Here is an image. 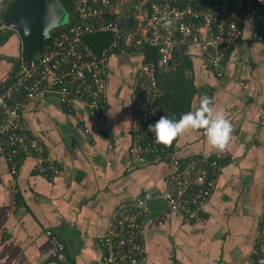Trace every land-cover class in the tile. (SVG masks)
Returning <instances> with one entry per match:
<instances>
[{"label":"crops","instance_id":"0c3cea01","mask_svg":"<svg viewBox=\"0 0 264 264\" xmlns=\"http://www.w3.org/2000/svg\"><path fill=\"white\" fill-rule=\"evenodd\" d=\"M184 53L179 66L190 90L196 91L190 111L207 94L232 122L234 139L217 152L203 130L189 131L176 139L171 153L157 144L156 153L148 155L151 161L170 154L204 157L217 160L221 169L199 219L189 221L167 209L149 214L142 232L146 263L254 264L250 251L264 238V47L252 39L247 21L220 80L205 66L198 47ZM20 55V41L13 34L0 46V83L12 71L7 59ZM140 60L122 55L109 59L108 111L102 125L77 101L71 111L47 94L26 104L22 122L27 136L39 142L40 157L52 161L58 173L48 178L36 172L34 158L23 159L16 179L19 201L13 205L7 164L0 156V264H63L52 257L54 243L45 230L64 244L71 263H90L100 256L95 241L105 234L119 203L166 188L169 164L164 159L146 167L130 159V150L148 128L132 107Z\"/></svg>","mask_w":264,"mask_h":264},{"label":"built area","instance_id":"2783aa9c","mask_svg":"<svg viewBox=\"0 0 264 264\" xmlns=\"http://www.w3.org/2000/svg\"><path fill=\"white\" fill-rule=\"evenodd\" d=\"M11 2L0 0V37L8 29L3 14ZM73 4L74 17L67 28L53 31L43 52L23 62L16 80L0 93V156L7 164L13 205L18 201L16 176L23 159L34 158L35 170L48 178L58 173L52 161L40 157L39 142L27 136L22 122L26 103L37 95L56 96L69 111L77 101L102 125L108 111L109 59L122 55L142 60L151 50L155 58L140 60L136 73L135 89L142 96L135 95L132 101L136 117L150 125L160 117L156 101L162 93L157 75L168 68L175 53L198 47L205 66L220 80L226 74L232 48L243 38L247 21L252 24V39L264 47V0H73ZM168 21L171 23L165 27ZM92 34H108L112 40L94 53L83 41ZM74 114L79 115L77 111ZM260 124L264 126V106ZM100 130L108 131L106 127ZM157 149L154 135L146 132L130 150V159L141 167L148 166L164 159L148 158ZM183 161L170 154L163 191L145 192L116 206L105 234L95 241L100 256L87 264H147L142 239L150 214L145 206L147 199H162L167 210L180 213L189 221L200 218L221 168L217 160L204 157ZM44 233L54 243L52 257L63 264H73L64 256V244L50 230ZM258 245L264 252V241ZM257 264H264V257Z\"/></svg>","mask_w":264,"mask_h":264},{"label":"trees","instance_id":"16d2710c","mask_svg":"<svg viewBox=\"0 0 264 264\" xmlns=\"http://www.w3.org/2000/svg\"><path fill=\"white\" fill-rule=\"evenodd\" d=\"M60 3L62 7L65 9L67 13L68 20L63 23V25H60L57 29H66L67 26L71 23L74 17V4L73 0H60ZM57 29L55 31H57ZM14 31L11 29H7L3 35L0 37V46L4 45L7 40L12 36ZM112 40V36L108 34H92L85 36L83 38V41L88 45V47L94 52V53H99L103 48L107 46V44ZM49 44V41H46L45 46ZM43 52V49L40 53H38L34 59L39 56ZM185 57V53L182 51L175 53L173 56L172 61L170 62V65L168 66L167 69L163 70L157 75L158 79V86L161 90L162 95L157 99L156 101V106L159 115H164L169 118H174V119H179L180 115L182 113H185L187 111H190V104L194 98V94L196 91L190 90V84L188 83L189 80L185 78L182 75L181 70L183 69L182 66H179V63L183 58ZM155 56L151 50H147L146 54L144 56V59H142V62H147L149 60L154 59ZM186 59V58H184ZM8 62L11 63L12 65V71L8 78L0 83V93L4 91L5 88H7L9 85L13 83L14 80H16V77H18L19 71L22 67V60H21V55L19 58H8ZM135 95L140 97L142 96V92L139 91L138 89L133 90V98L132 101H134ZM22 94L19 95V99L22 98ZM28 103V102H27ZM26 103V104H27ZM26 106V105H25ZM157 119L155 120V122ZM175 141L174 140L170 145H160L166 153H171L172 151L175 150ZM170 155H166L164 158L165 163L170 162ZM199 158H194L192 156H187L184 158L183 163H187L191 160H197ZM141 167V166H140ZM146 167V166H144ZM38 173V171H36ZM19 175V170H17V176L16 179L18 178ZM17 186V184H16ZM191 190H195V188L192 186L190 187ZM18 193L16 194V197L19 201V189L17 186ZM189 191V190H188ZM191 192V191H190ZM204 214V211L201 212V215ZM259 243L256 244L255 246V253L252 255V260L254 264H257V261L259 258L264 257V252H262L259 248ZM65 247V246H64ZM64 253H65V248H64ZM67 260L71 263V258L66 254ZM55 259V258H54ZM56 260V259H55Z\"/></svg>","mask_w":264,"mask_h":264},{"label":"water","instance_id":"95a60500","mask_svg":"<svg viewBox=\"0 0 264 264\" xmlns=\"http://www.w3.org/2000/svg\"><path fill=\"white\" fill-rule=\"evenodd\" d=\"M66 17L60 0H12L3 21L19 38L22 62H28L41 52ZM145 206L151 214L166 211L160 198L147 199Z\"/></svg>","mask_w":264,"mask_h":264},{"label":"clouds","instance_id":"9594fccd","mask_svg":"<svg viewBox=\"0 0 264 264\" xmlns=\"http://www.w3.org/2000/svg\"><path fill=\"white\" fill-rule=\"evenodd\" d=\"M170 23L166 22L165 27ZM198 99L199 104L194 111L182 113L179 119L161 115L154 124L148 125L147 132L154 135L157 143L167 146L186 132L203 130L213 150L225 151L234 139L232 122L215 109L212 98L207 94H201Z\"/></svg>","mask_w":264,"mask_h":264},{"label":"rangeland","instance_id":"374dc122","mask_svg":"<svg viewBox=\"0 0 264 264\" xmlns=\"http://www.w3.org/2000/svg\"><path fill=\"white\" fill-rule=\"evenodd\" d=\"M67 21V17L64 19V21H63V23H65ZM19 54H20V48H19ZM18 54V55H19ZM262 241H264V238L263 237H259V240L258 241H256V243L255 244H257V243H261ZM254 250H252V251H250V253L251 254H254L255 252H253Z\"/></svg>","mask_w":264,"mask_h":264}]
</instances>
